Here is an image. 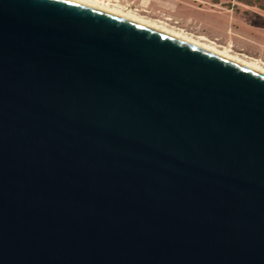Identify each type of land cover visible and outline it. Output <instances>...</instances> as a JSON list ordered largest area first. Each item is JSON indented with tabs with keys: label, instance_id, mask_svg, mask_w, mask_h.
<instances>
[{
	"label": "water",
	"instance_id": "water-1",
	"mask_svg": "<svg viewBox=\"0 0 264 264\" xmlns=\"http://www.w3.org/2000/svg\"><path fill=\"white\" fill-rule=\"evenodd\" d=\"M0 264H264V73L0 0Z\"/></svg>",
	"mask_w": 264,
	"mask_h": 264
},
{
	"label": "rangeland",
	"instance_id": "rangeland-1",
	"mask_svg": "<svg viewBox=\"0 0 264 264\" xmlns=\"http://www.w3.org/2000/svg\"><path fill=\"white\" fill-rule=\"evenodd\" d=\"M243 1L248 2L257 9L260 7L264 8V0ZM121 2L125 5L126 9H134V6L130 3H127L125 0H121ZM194 4V7L189 9V11L187 12V14H189L193 20L191 23L192 27H186L191 30L187 33L191 32L190 34L192 35L198 33L204 34L209 38L217 41L219 44L225 45L228 49L209 39L210 41L216 43L218 46L225 48L230 53L237 52V54H245L251 56V58L256 57L254 59L264 62V19H259L256 14H253L252 16L257 17L258 19L242 16L235 12H228L221 8H213L208 5H203V8L200 9L198 8V3ZM223 5L228 7L230 6V2H225ZM241 7L243 6L241 5ZM249 9H252V11L254 9V11H256V9L252 7H250ZM137 11L142 16L152 18L143 9ZM261 17L264 18V13L261 14ZM169 23L168 24L170 26H178V24L175 22ZM259 58H262L263 60Z\"/></svg>",
	"mask_w": 264,
	"mask_h": 264
},
{
	"label": "crops",
	"instance_id": "crops-1",
	"mask_svg": "<svg viewBox=\"0 0 264 264\" xmlns=\"http://www.w3.org/2000/svg\"><path fill=\"white\" fill-rule=\"evenodd\" d=\"M121 2V0H119ZM127 3H130L134 6V10H140L143 9L147 14L150 15L152 18L166 20L169 22H175L178 24L176 27L185 30L186 32L191 31L190 29L186 27H192V18L187 12L189 9L194 7V3H198V8L202 9L203 5H208L215 8H221L228 12H235L237 14H240L242 16L251 17V18H257L253 17L252 15L256 14V16L259 17V19H264L261 17V14L264 13V8H256L249 4L248 2H245L243 0H125ZM225 2H230V6L226 7L223 4ZM122 3V2H121ZM202 4V5H200ZM240 4V5H239ZM241 5L243 7H241ZM250 7L255 8L256 11H252V9H249ZM133 9V8H132ZM138 12V11H137ZM257 12V13H256ZM139 13V12H138ZM140 14V13H139ZM147 17V16H146ZM149 18V17H148ZM258 19V18H257ZM170 24V23H169ZM171 25V24H170ZM175 26V25H173ZM191 33V32H189ZM193 35H203L207 37L208 39L218 43L217 41L209 38L208 36L198 33ZM219 44V43H218ZM221 46L226 47L225 45L219 44ZM227 48V47H226ZM228 49V48H227ZM234 52V51H232ZM237 53V52H236ZM245 55V54H243ZM248 56V55H246ZM251 57V56H249ZM256 58V57H254ZM262 59V58H259ZM263 60V59H262Z\"/></svg>",
	"mask_w": 264,
	"mask_h": 264
},
{
	"label": "bare ground",
	"instance_id": "bare-ground-1",
	"mask_svg": "<svg viewBox=\"0 0 264 264\" xmlns=\"http://www.w3.org/2000/svg\"><path fill=\"white\" fill-rule=\"evenodd\" d=\"M78 1L93 7H97L117 15H121L123 17H127L129 19H133L135 21L141 22L143 24L152 26L156 29L162 30L166 33L172 34L199 46H202L208 50L214 51L220 55L233 59L239 63H242L246 66H249L253 69L261 71L264 73V62L251 58L246 55L237 54V53H230L225 48L218 46L216 43L210 41L204 36H194L190 33L185 32L182 29L177 27L170 26L167 21L157 20L148 18L145 16L140 15L134 9H126L125 5L121 3L119 0H74Z\"/></svg>",
	"mask_w": 264,
	"mask_h": 264
}]
</instances>
